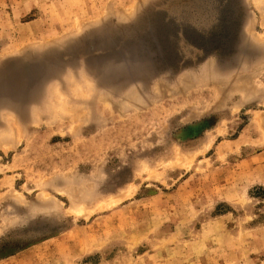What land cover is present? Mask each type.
Listing matches in <instances>:
<instances>
[{
	"label": "rangeland",
	"instance_id": "374dc122",
	"mask_svg": "<svg viewBox=\"0 0 264 264\" xmlns=\"http://www.w3.org/2000/svg\"><path fill=\"white\" fill-rule=\"evenodd\" d=\"M0 264H264V0H0Z\"/></svg>",
	"mask_w": 264,
	"mask_h": 264
},
{
	"label": "water",
	"instance_id": "95a60500",
	"mask_svg": "<svg viewBox=\"0 0 264 264\" xmlns=\"http://www.w3.org/2000/svg\"><path fill=\"white\" fill-rule=\"evenodd\" d=\"M160 22L156 23L157 25ZM146 38H140L136 41H125V42H102L90 44L91 50H100L101 54L96 57L95 61H92V57L86 59L90 65L103 64V65H114L120 62L126 64L128 71L132 75V78L137 77L138 72L137 66L142 68L150 69L153 73H157L164 66H160V59L163 56L164 48L159 45L161 40L159 36H156L154 30H149ZM47 63L46 60L41 64ZM29 74H32V70H28Z\"/></svg>",
	"mask_w": 264,
	"mask_h": 264
},
{
	"label": "bare ground",
	"instance_id": "6f19581e",
	"mask_svg": "<svg viewBox=\"0 0 264 264\" xmlns=\"http://www.w3.org/2000/svg\"><path fill=\"white\" fill-rule=\"evenodd\" d=\"M163 16V15H162ZM153 20V19H152ZM156 20V19H155ZM157 20H158V17H157ZM150 21V20H149ZM158 22V21H157ZM154 24V23H153ZM173 24V23H172ZM171 24V25H172ZM156 25V24H155ZM164 25V24H163ZM167 25V24H166ZM169 25V24H168ZM152 26V25H151ZM154 26V25H153ZM161 26V25H160ZM160 26H158V27H160ZM165 26V25H164ZM188 26V25H187ZM166 27V26H165ZM168 27H170V26H168ZM154 28V27H153ZM187 28V27H186ZM165 29H167V28H165ZM174 29V28H173ZM170 30V29H169ZM171 31V30H170ZM149 32V31H148ZM166 32V31H165ZM168 32V31H167ZM173 32V31H172ZM170 34H172L171 32H170ZM168 35H169V33H168ZM168 35H167V37H168ZM142 36V35H141ZM165 36V35H164ZM143 38V37H142ZM168 39V38H167ZM171 42H173V41H171ZM170 42V43H171ZM122 43V42H121ZM174 44V43H173ZM209 45V44H208ZM164 46V45H163ZM172 46V45H171ZM210 46V45H209ZM100 54V53H99ZM166 54V53H165ZM165 59V58H164ZM167 63V62H166ZM26 74V73H25ZM23 75H24V73H23ZM18 76H20V75H18ZM25 76V75H24ZM30 76V74L28 75V77ZM207 151V150H206Z\"/></svg>",
	"mask_w": 264,
	"mask_h": 264
}]
</instances>
